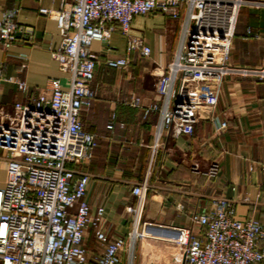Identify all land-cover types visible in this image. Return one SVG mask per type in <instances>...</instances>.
Listing matches in <instances>:
<instances>
[{
	"label": "built area",
	"instance_id": "built-area-1",
	"mask_svg": "<svg viewBox=\"0 0 264 264\" xmlns=\"http://www.w3.org/2000/svg\"><path fill=\"white\" fill-rule=\"evenodd\" d=\"M60 3V10L41 9V13L57 19L62 42L51 56L60 71L68 75V83L51 79L47 91L32 105L17 103L13 113L0 106V150L10 156L7 181L0 188V264H123L125 249L128 264H134L136 244L149 239L181 249L182 264H264V222L239 218L231 199L217 197L207 212L193 213L191 228L140 225V202L145 198L147 182L132 191L140 202L138 207L128 208L134 215L129 235L109 237L102 228L106 210L101 207L92 215L86 200L90 176L79 169L92 159L98 147L97 136L86 130L82 120L84 109L96 100L93 83L97 56L91 49L94 42H109L115 33L126 38L127 54L106 61L109 68H125L132 53L139 52L143 58L152 54L144 39L131 35L136 17L163 14L173 20L182 19L177 53L158 80L161 101L144 104L136 97L131 103L142 110L144 119L153 113L159 115L156 150L166 130L176 136L194 134L200 116L192 100L203 84L211 88L207 103L215 106L226 76L264 79V63L257 69L229 64L240 11L244 7L264 9V0ZM18 13L17 8L3 13L0 48L9 49L26 32L17 21ZM4 69H0V94L5 82H13L21 92L29 90L26 81L6 78ZM114 119L109 129L114 128ZM213 121L219 129L227 128L226 122L220 123L217 118ZM218 173L219 166L214 164L204 175L215 178ZM91 227L103 248L95 258L90 257L86 246ZM149 229L165 234L159 236Z\"/></svg>",
	"mask_w": 264,
	"mask_h": 264
},
{
	"label": "crops",
	"instance_id": "crops-1",
	"mask_svg": "<svg viewBox=\"0 0 264 264\" xmlns=\"http://www.w3.org/2000/svg\"><path fill=\"white\" fill-rule=\"evenodd\" d=\"M14 8L19 10L17 21L26 32L9 49L0 48V69L5 68L4 76L12 81H26L29 90L24 93L13 82L4 83L0 106L9 113L17 103L32 105L47 91L51 79L68 83V75L51 56L62 42L57 19L41 13V9L60 10V0H0V20L5 11ZM181 27L182 19L163 14L136 17L131 35L144 39L152 54L143 58L139 52L132 53L125 68L113 69L106 64L108 59L127 54L128 42L119 33L109 42H94L91 47L97 56L96 100L84 109L82 120L86 130L97 136L98 147L79 169L90 176L86 200L91 213L95 216L99 208H105L102 228L111 238H126L133 229L134 215L128 208L138 207L140 201L132 191L144 182L148 188L140 202V225L191 228L192 214L207 212L217 197L234 200L239 218L264 222V79L226 76L215 106L207 103L211 88L203 84L192 100L200 116L194 134L176 136L166 130L156 150L159 115L153 113L144 119L142 110L131 104L136 97L144 104L161 101L158 80L174 60ZM263 63L264 10L244 7L229 64L257 69ZM24 64L26 69H22ZM113 118L115 126L109 129ZM213 118L226 122L227 128L219 129ZM9 158L0 150V188L7 181ZM214 164L219 166L218 175H204ZM86 246L91 258L103 251L92 227ZM173 249L163 241H138L134 264H182L175 261ZM122 260L128 264L127 249Z\"/></svg>",
	"mask_w": 264,
	"mask_h": 264
},
{
	"label": "rangeland",
	"instance_id": "rangeland-1",
	"mask_svg": "<svg viewBox=\"0 0 264 264\" xmlns=\"http://www.w3.org/2000/svg\"><path fill=\"white\" fill-rule=\"evenodd\" d=\"M264 10V9H263ZM169 21V20H168ZM151 243V242H150ZM170 247H173V253L175 254V261H180L181 258H179V255H182V251L179 248H176L174 245L170 244ZM135 253V252H134ZM136 256V255H135ZM136 259V258H135ZM136 261V260H135Z\"/></svg>",
	"mask_w": 264,
	"mask_h": 264
},
{
	"label": "bare ground",
	"instance_id": "bare-ground-1",
	"mask_svg": "<svg viewBox=\"0 0 264 264\" xmlns=\"http://www.w3.org/2000/svg\"><path fill=\"white\" fill-rule=\"evenodd\" d=\"M152 230H154V231H156L155 229H149V232H151V233H153V234H156V235H164L165 233H162V232H160V231H157V233H159V234H157V233H155L154 231H152ZM167 234V233H166ZM182 257V255H179V258H181Z\"/></svg>",
	"mask_w": 264,
	"mask_h": 264
}]
</instances>
